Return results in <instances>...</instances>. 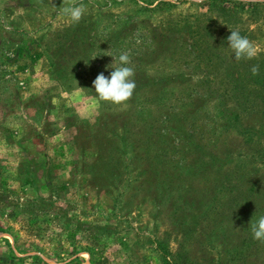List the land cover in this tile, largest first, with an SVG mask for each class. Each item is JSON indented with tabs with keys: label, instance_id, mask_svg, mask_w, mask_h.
<instances>
[{
	"label": "rangeland",
	"instance_id": "rangeland-1",
	"mask_svg": "<svg viewBox=\"0 0 264 264\" xmlns=\"http://www.w3.org/2000/svg\"><path fill=\"white\" fill-rule=\"evenodd\" d=\"M214 1L0 0V264H264V0Z\"/></svg>",
	"mask_w": 264,
	"mask_h": 264
},
{
	"label": "clouds",
	"instance_id": "clouds-1",
	"mask_svg": "<svg viewBox=\"0 0 264 264\" xmlns=\"http://www.w3.org/2000/svg\"><path fill=\"white\" fill-rule=\"evenodd\" d=\"M52 7L56 8L54 5ZM85 11L86 6L80 0H63L57 14L66 17L72 23H78ZM230 32L231 34L227 37V41L237 61L242 58L251 60L257 56L258 47L254 42L250 41L246 36H242L238 30H231ZM118 61L119 66L113 67V63L106 66V68L113 69L110 75L105 76L104 72H100L93 80L92 86L101 101L121 105L132 98L136 82L133 79L135 75L134 68L127 66L131 63L129 53H121L118 56ZM250 71L252 75H258L259 65H253ZM250 228L253 239L264 242V215L260 216L254 223L251 222Z\"/></svg>",
	"mask_w": 264,
	"mask_h": 264
},
{
	"label": "trees",
	"instance_id": "trees-1",
	"mask_svg": "<svg viewBox=\"0 0 264 264\" xmlns=\"http://www.w3.org/2000/svg\"><path fill=\"white\" fill-rule=\"evenodd\" d=\"M213 3H218V4H233V5H238L241 8H246V7H255L258 4L257 3H241V2H232V1H226V0H220V1H214Z\"/></svg>",
	"mask_w": 264,
	"mask_h": 264
}]
</instances>
